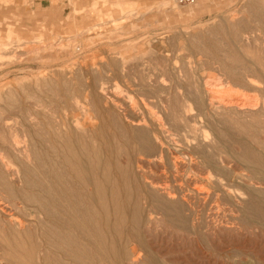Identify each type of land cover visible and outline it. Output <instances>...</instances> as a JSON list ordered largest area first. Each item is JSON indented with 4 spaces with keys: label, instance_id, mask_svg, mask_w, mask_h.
<instances>
[{
    "label": "rangeland",
    "instance_id": "374dc122",
    "mask_svg": "<svg viewBox=\"0 0 264 264\" xmlns=\"http://www.w3.org/2000/svg\"><path fill=\"white\" fill-rule=\"evenodd\" d=\"M260 61L264 0H196L189 5L175 0H0V136L6 134L9 140L16 134L12 148L0 145V264H26L24 246H34L33 264H72L58 249L67 243L55 237L52 227L39 223L36 203L24 199L20 190L24 177L36 178L52 168L39 160L42 134L89 137L99 127L100 118L84 106L89 97L103 98L104 117L118 123L126 136L141 129L160 138L159 149L136 155L132 148L129 156L137 162L133 173L145 219L142 241L159 264H263L264 232L246 213V193L263 196L264 182L239 159L243 145L258 153L264 165L263 85L248 82L253 74L263 78ZM68 97L70 109L52 117L51 110ZM232 101L235 105L227 104ZM124 157L118 156L117 164ZM163 204L176 205L188 229L197 222L203 230L198 239L178 222L175 227L166 224ZM124 246L127 257L121 264H148L144 246L132 239ZM92 260L105 264L94 256Z\"/></svg>",
    "mask_w": 264,
    "mask_h": 264
},
{
    "label": "bare ground",
    "instance_id": "6f19581e",
    "mask_svg": "<svg viewBox=\"0 0 264 264\" xmlns=\"http://www.w3.org/2000/svg\"><path fill=\"white\" fill-rule=\"evenodd\" d=\"M260 67L261 75L263 78H257L255 74L252 75L249 83L255 86L262 87L259 90L264 95V62H257ZM83 72V71H82ZM154 72V71H153ZM256 79V80H255ZM87 80V78H86ZM90 80V79H89ZM152 86V85H151ZM158 86V85H157ZM161 86V85H159ZM163 86V85H162ZM249 86V85H248ZM251 86V85H250ZM249 86V87H250ZM107 87V86H106ZM154 86H152L153 88ZM253 86H251L252 88ZM156 88V87H155ZM159 88V87H158ZM157 88V89H158ZM211 87H209L210 89ZM86 89V88H85ZM151 89V88H150ZM213 89V88H212ZM254 89V88H253ZM261 89V88H260ZM162 91V90H161ZM258 91V90H257ZM210 92V91H209ZM257 94V93H256ZM259 95V94H258ZM65 98V97H63ZM102 98V97H101ZM100 97H89V101H85V105L91 112L100 118V125L89 136L74 135V133L54 134L47 132L42 134V140H37V147L39 150V160L47 161V164L52 168L48 173H42L34 177H24L25 182L21 187L20 193L24 199L31 198L37 205L39 213V223L46 224L53 228L58 240L60 237L67 243L64 247H58L59 251L68 257L66 260L72 261V264H95L92 260L94 256L97 262L105 264H121L126 257V247L124 242L132 239L135 243L142 247L141 229L144 224L142 212L138 206L137 197L139 191L136 188L135 172L137 171L136 161L129 158L133 155L132 148H135L136 155H145L157 149V137L155 134H150L145 131L134 129L132 134L126 136L124 129L119 127L116 123L111 124L108 118L104 117V112L101 106ZM113 98V97H111ZM118 98V97H117ZM136 98V97H135ZM153 98V97H151ZM159 99V97H157ZM163 98V97H162ZM66 99V98H65ZM72 99V98H71ZM76 99V98H75ZM103 99V98H102ZM107 99V98H106ZM115 99V98H114ZM117 100V99H116ZM109 101V100H108ZM115 101V100H114ZM161 101V100H160ZM74 102V101H73ZM72 102V103H73ZM78 102V100H77ZM105 102V101H104ZM116 102V101H115ZM120 102V101H119ZM162 102V101H161ZM160 102V103H161ZM164 102V100H163ZM162 102V103H163ZM225 102V101H224ZM222 102V103H224ZM245 102V101H244ZM263 102V101H262ZM79 103V102H78ZM109 103V102H108ZM123 103V102H122ZM169 103V101H168ZM174 103V102H173ZM176 103V102H175ZM237 103V102H236ZM77 103L74 102V105ZM166 104V103H164ZM226 104V102H225ZM228 105H235L234 102H227ZM242 104V103H241ZM245 104V103H244ZM58 105V104H57ZM177 105V104H176ZM227 105V106H228ZM60 106V105H59ZM72 104L70 98L63 102L60 107L51 110L52 117H57L58 114L66 111ZM83 106V105H81ZM79 108H85V107ZM169 106V105H168ZM171 106V105H170ZM223 106V104H222ZM225 106V107H227ZM237 106V105H236ZM239 106V105H238ZM263 106V105H262ZM125 107V106H124ZM132 107V106H131ZM167 107V106H166ZM173 107V106H172ZM180 107V106H178ZM224 107V108H225ZM243 107V106H241ZM255 107V106H254ZM78 108V109H79ZM129 108V107H128ZM169 108V107H168ZM167 108V110H168ZM177 108V107H176ZM235 108V107H234ZM264 108V107H263ZM49 109V108H47ZM70 109V108H69ZM76 109V107H75ZM113 109V108H112ZM118 109V108H117ZM121 109V108H120ZM127 109V108H126ZM124 109V110H126ZM181 109V108H180ZM28 110V109H27ZM44 110V109H43ZM46 110V109H45ZM123 110V109H122ZM143 110V109H142ZM179 110V109H177ZM78 111V110H77ZM82 110L79 112L81 113ZM108 111V110H107ZM133 111V109H132ZM169 111V110H168ZM171 111V110H170ZM174 111V109H173ZM181 111H183L181 109ZM48 112V111H47ZM72 112V111H71ZM85 112V110H84ZM134 112V111H133ZM164 112V111H163ZM180 112V111H179ZM43 113V112H42ZM74 113V112H73ZM79 113V114H80ZM131 113V112H130ZM168 113V112H167ZM173 113V112H172ZM182 113V112H180ZM185 113V112H184ZM46 114V113H45ZM72 114V113H71ZM83 114V113H82ZM87 114V113H86ZM93 114V116H94ZM111 114V113H110ZM109 112L107 116L110 117ZM129 114V112H128ZM132 114V113H131ZM129 114V115H131ZM136 114V113H135ZM145 114V113H144ZM143 114V115H144ZM162 114V113H161ZM165 114V113H164ZM171 114V112H170ZM176 114V113H175ZM38 115V114H37ZM63 115V114H62ZM70 115V114H69ZM76 115V114H75ZM114 115V114H113ZM174 115V114H173ZM179 115V113H178ZM176 115V116H178ZM25 116V115H24ZM82 116V115H81ZM80 116V117H81ZM87 115H85L86 117ZM96 116V117H97ZM112 116V115H111ZM115 116V115H114ZM137 116V115H136ZM147 116V115H146ZM164 116V115H162ZM171 116V115H170ZM33 117V116H32ZM40 117V116H39ZM43 117V116H42ZM46 117V116H45ZM76 117V116H75ZM79 117V116H77ZM113 117V116H112ZM116 117V116H115ZM145 117V115H144ZM36 118V117H35ZM50 118V116L48 117ZM82 118V117H81ZM114 118V117H113ZM132 118V117H131ZM170 118V117H169ZM175 118V116L173 117ZM172 118V119H173ZM6 119V117H5ZM27 119V118H26ZM40 119H42L40 117ZM45 119V118H44ZM54 119V118H52ZM79 119V118H78ZM94 119V118H93ZM97 119V118H96ZM108 119V120H107ZM115 119V118H114ZM137 119V118H136ZM140 119V118H138ZM145 119H147L145 117ZM172 119H170L172 121ZM177 119V118H176ZM179 119V118H178ZM10 120V119H8ZM5 120V121H8ZM12 120V119H11ZM119 120V119H118ZM150 120V119H147ZM4 121V120H3ZM39 121V120H38ZM57 121V120H56ZM67 121V119H66ZM78 121V120H77ZM91 121V120H90ZM98 121V120H97ZM115 121V120H114ZM137 121V120H136ZM144 121V120H143ZM177 121V120H175ZM180 121V120H179ZM19 122V121H18ZM96 122V121H95ZM120 122V121H119ZM146 122V121H145ZM149 122V121H148ZM181 122V121H180ZM20 123V122H19ZM23 123V122H22ZM65 123V122H64ZM85 123V122H84ZM89 123V122H87ZM137 123V122H136ZM147 123V122H146ZM145 123V124H146ZM15 124V122H14ZM61 124V123H60ZM63 124V123H62ZM79 124V123H78ZM82 124V123H81ZM139 124V123H138ZM151 124V123H150ZM6 125V124H5ZM23 125V124H21ZM41 125V124H40ZM95 125V124H94ZM147 125V124H146ZM233 125V124H232ZM25 126V125H23ZM22 126V127H23ZM30 126V124H29ZM92 126V125H91ZM127 126V125H126ZM126 126L124 128H126ZM130 126V125H129ZM149 126V125H148ZM160 126V125H159ZM187 126V125H186ZM4 127V126H3ZM9 127V126H7ZM34 127V126H33ZM50 127V126H49ZM75 127V126H74ZM133 127V125H132ZM140 127V126H138ZM144 127V126H143ZM25 128V127H24ZM27 128V127H26ZM39 128V125H38ZM54 128H56L54 126ZM80 128V127H78ZM146 128V127H145ZM159 128V127H158ZM169 128V127H168ZM48 129V128H47ZM131 129V128H130ZM139 129V128H138ZM152 129V128H151ZM150 129V130H151ZM155 129V127H154ZM157 129V128H156ZM160 129V128H159ZM2 130V129H1ZM11 130V129H10ZM17 130V129H16ZM24 130V129H23ZM38 130V129H37ZM42 130V129H41ZM59 130H61L59 128ZM68 130V129H67ZM82 130V129H81ZM128 130V127L126 131ZM145 130V129H144ZM162 130V129H161ZM5 131V130H4ZM27 131V130H26ZM47 131V130H46ZM55 131V130H54ZM58 131V130H57ZM56 131V132H57ZM64 131V130H63ZM80 131V130H79ZM159 131V130H158ZM11 132V131H10ZM38 132V131H36ZM40 132V129H39ZM38 132V133H39ZM81 132V131H80ZM163 132V131H162ZM3 133V132H1ZM7 133V132H6ZM18 133V132H17ZM30 134V132H28ZM44 133V131H43ZM125 133V134H124ZM150 135H148V134ZM9 134V133H8ZM7 134V135H8ZM24 134V133H23ZM26 134V133H25ZM159 134V133H158ZM161 134V132H160ZM16 134H10L9 140L6 139V134H1V146L7 145V148H12L16 144ZM32 137L34 136L31 134ZM23 137V136H22ZM29 138V137H28ZM113 138V139H112ZM31 139V138H30ZM33 139V138H32ZM7 140V141H6ZM21 140V139H20ZM9 141V143H8ZM18 141V140H17ZM21 142V141H20ZM161 142V141H160ZM30 143V142H29ZM28 143V144H29ZM29 146V145H28ZM36 146V145H35ZM15 147V146H14ZM165 147V146H164ZM163 147V148H164ZM240 158L242 161L247 162V167L250 169L251 174L255 173L261 176L264 182V165L262 158L251 151L247 146L239 145ZM4 148V147H3ZM16 148V147H15ZM14 148V149H15ZM31 148V147H30ZM2 149V148H1ZM159 149V146H158ZM169 149V148H168ZM171 149V148H170ZM169 149V150H170ZM5 150V149H4ZM220 150V149H219ZM255 150V149H254ZM17 154L19 150H16ZM22 151V150H21ZM20 151V152H21ZM158 151V150H157ZM257 151V150H256ZM6 154V151H3ZM14 152V151H13ZM160 152V150L158 151ZM172 152V151H170ZM192 152V151H191ZM194 152V151H193ZM22 153V152H21ZM19 153V154H21ZM157 153V152H156ZM175 153V152H174ZM173 153V155H174ZM197 153V152H196ZM159 154V153H158ZM179 154V153H176ZM182 154V153H181ZM202 154V153H200ZM125 156V162L120 165L117 164V157ZM172 155V156H173ZM6 156V155H5ZM1 156L2 159H6ZM8 156V155H7ZM15 156V155H14ZM158 156V155H157ZM181 156V155H180ZM189 156V155H188ZM187 156V157H188ZM9 157V156H8ZM17 157V155H16ZM22 157V155H21ZM25 157V156H24ZM146 157V156H145ZM154 157V156H153ZM151 156V158H153ZM11 158V156L9 157ZM18 158V157H17ZM23 158V157H22ZM122 158V157H121ZM144 158V157H143ZM35 159V158H34ZM163 159V158H162ZM167 159V158H166ZM183 159V158H181ZM7 160V159H6ZM23 160V159H22ZM164 160V159H163ZM174 160V159H173ZM207 160V159H206ZM9 161V160H8ZM25 161V160H24ZM23 161V162H24ZM145 161V160H144ZM149 161V159H148ZM2 162V160H1ZM11 162V161H10ZM156 162V161H155ZM165 162V161H164ZM169 162V161H168ZM221 162V161H220ZM158 163V162H157ZM170 163V162H169ZM168 163V164H169ZM181 163V162H180ZM210 163V162H209ZM35 164V163H34ZM45 163V165H47ZM152 164V163H151ZM166 165V162L164 163ZM183 164V163H182ZM189 164V163H187ZM201 164V163H200ZM206 164V163H205ZM12 165V163H11ZM19 165V164H18ZM17 165V166H18ZM139 165V164H138ZM153 165V164H152ZM160 165V164H159ZM14 166V165H13ZM16 166V167H17ZM37 166V165H36ZM133 166V167H132ZM150 166V165H149ZM154 166V165H153ZM151 166V167H153ZM173 166V165H172ZM179 166V165H178ZM189 166V165H188ZM23 167V166H22ZM155 167V166H154ZM160 167V166H159ZM165 167V166H164ZM15 168V167H14ZM20 168V166H19ZM35 168V167H34ZM163 168V166L161 167ZM176 168V167H175ZM28 169V168H27ZM38 169V168H37ZM133 169L135 172L133 173ZM151 169V168H150ZM154 169V168H153ZM158 169V168H157ZM174 169V168H173ZM172 169V170H173ZM2 170V169H1ZM18 170V169H17ZM23 170V168H22ZM32 170V168H31ZM39 171V170H38ZM141 171V170H140ZM146 171V170H145ZM167 171V170H166ZM4 172V171H3ZM29 172V171H28ZM142 172V171H141ZM149 172V170H148ZM157 172V171H156ZM170 172V171H169ZM174 172V171H173ZM179 172V171H178ZM5 173V172H4ZM14 173V172H13ZM23 173V172H22ZM27 173V170H26ZM25 173V174H26ZM32 173V172H31ZM144 173V172H143ZM146 173V172H145ZM160 173V172H159ZM158 173V174H159ZM165 173V172H164ZM175 173V172H174ZM15 174V173H14ZM18 174V173H17ZM151 174V173H150ZM149 174V175H150ZM166 174V173H165ZM173 174V173H172ZM6 175V174H5ZM8 175V174H7ZM12 175V174H11ZM19 175V174H18ZM22 175V174H21ZM142 175V174H141ZM156 175V174H155ZM161 175V174H159ZM171 175V174H170ZM174 175V174H173ZM154 176V174H153ZM157 176V175H156ZM166 176V175H165ZM15 177V176H14ZM17 177V176H16ZM15 177V178H16ZM23 177V176H22ZM139 177V176H138ZM143 177V176H142ZM146 177V176H145ZM171 177V176H170ZM179 177V176H178ZM6 178V177H5ZM4 178V179H5ZM19 178V177H18ZM159 178V177H158ZM166 178V177H165ZM177 178V177H176ZM170 179V178H169ZM168 179V180H169ZM172 179V178H171ZM138 180V178H137ZM145 180V179H144ZM3 181V180H2ZM18 181H20L18 179ZM23 181V180H22ZM162 181V180H161ZM165 181V180H163ZM158 182V181H157ZM160 182V181H159ZM167 182V181H166ZM252 182V181H251ZM142 183V182H141ZM163 184L165 182H162ZM161 183V185H163ZM168 183V182H167ZM1 184V183H0ZM13 184V183H12ZM158 185V183H156ZM160 184V183H159ZM181 184V181H180ZM188 184V183H187ZM186 184V185H187ZM5 185V184H4ZM7 185V184H6ZM16 185V184H15ZM21 185V183H20ZM155 185V184H154ZM152 185V187H154ZM178 185V184H177ZM8 186V185H7ZM14 186V184L12 185ZM11 186V187H12ZM18 186V185H17ZM159 186V185H158ZM138 187V186H137ZM140 187V186H139ZM138 187V188H139ZM163 187V186H162ZM187 187V186H186ZM141 188V187H140ZM170 188V187H169ZM179 188V186H178ZM2 189V188H0ZM150 189V188H149ZM166 189V188H165ZM183 189V188H181ZM17 190V189H16ZM18 190V191H19ZM144 190V189H143ZM142 190V191H143ZM153 190V189H152ZM156 190V189H155ZM159 190V189H158ZM161 190V189H160ZM168 190V189H167ZM166 190V191H167ZM173 190V189H172ZM16 191V192H18ZM141 191V192H142ZM157 191V190H156ZM162 191V190H161ZM171 190H168L170 192ZM176 191V189H175ZM178 191V190H177ZM4 192V191H3ZM15 192V193H16ZM144 192V191H143ZM154 192V191H153ZM160 192V191H159ZM174 192V190H173ZM195 192V191H194ZM14 193V192H13ZM152 193V192H151ZM172 193V192H171ZM181 193V192H180ZM17 194V193H16ZM141 194V193H140ZM144 194V193H143ZM141 194V195H143ZM159 195V193H157ZM165 194V193H163ZM177 194V193H176ZM9 195V194H8ZM146 195V194H145ZM149 195V194H147ZM249 197L246 213L252 217L255 227H259L264 232V195L246 193ZM151 195L150 197L152 198ZM167 196V195H166ZM144 197V196H143ZM161 197V196H160ZM163 197V195H162ZM17 198V197H16ZM20 198V197H19ZM156 196L153 198L155 200ZM164 198V197H163ZM8 199V198H7ZM21 199V198H20ZM143 199V198H142ZM176 199V198H175ZM178 199V198H177ZM15 200V199H14ZM149 200V199H148ZM151 200V199H150ZM160 200V199H159ZM164 200V199H163ZM167 200V198H166ZM142 201V200H141ZM172 201V200H171ZM22 202V201H21ZM29 202V201H28ZM148 202V201H146ZM175 202V201H174ZM177 202V201H176ZM175 202V203H176ZM19 203V202H18ZM25 203V202H23ZM144 203V201H143ZM157 203V202H155ZM167 203V201H166ZM179 204V203H178ZM22 205V204H21ZM24 205V204H23ZM153 205V204H152ZM151 206V205H149ZM29 207V206H28ZM36 207V206H35ZM144 207V206H143ZM12 208V205H11ZM17 208V207H16ZM33 208V207H32ZM14 210V209H13ZM7 212V211H6ZM29 213V211H27ZM146 212V211H145ZM161 215L164 216L166 224L173 225L174 222L180 223L183 230L193 235L194 239H198V235L203 232L199 229V224L188 229L185 227L186 220L178 211L176 205L163 204L160 208ZM3 213V212H2ZM27 213V214H28ZM36 213V214H38ZM151 213V212H148ZM9 214V213H7ZM6 214V216H7ZM33 214V213H31ZM29 214V215H31ZM187 214V213H186ZM189 214V213H188ZM12 215V214H10ZM35 215V214H33ZM153 215V214H151ZM13 216V215H12ZM146 216V215H145ZM159 216V215H158ZM157 216V217H158ZM185 216V215H184ZM218 216V215H217ZM194 217V216H193ZM3 218V217H2ZM31 218V217H30ZM35 218V217H34ZM192 218V217H191ZM196 218V217H195ZM9 219V218H8ZM36 219V218H35ZM155 219V218H154ZM194 219V218H193ZM156 220V219H155ZM245 220L247 221L246 217ZM24 221V220H23ZM232 221V220H231ZM10 222V221H9ZM30 222V221H29ZM155 222V221H154ZM159 222V220L157 221ZM189 222V221H188ZM192 222V219H191ZM35 223V222H34ZM161 223V222H160ZM183 226H182V224ZM10 224V223H9ZM150 224V223H149ZM234 224V222H233ZM12 225V224H11ZM157 225V224H156ZM163 225V224H162ZM193 225V224H192ZM235 225V224H234ZM8 226V225H7ZM208 226V225H207ZM237 226V225H236ZM38 227V226H37ZM41 227V226H40ZM156 227V226H155ZM179 227V228H181ZM209 227V226H208ZM207 227V228H208ZM6 228V227H5ZM44 228V227H43ZM46 228V227H45ZM44 228V230H46ZM216 228V227H215ZM238 228V227H237ZM40 229V228H39ZM48 229V228H47ZM210 229V228H209ZM24 230V229H23ZM22 230V231H23ZM49 230V229H48ZM172 230V229H171ZM175 230V229H174ZM177 230V229H176ZM179 230V229H178ZM181 230V229H180ZM202 230V231H201ZM228 231V230H227ZM16 232V231H15ZM20 232V231H19ZM17 232V233H19ZM45 232V231H44ZM180 233V232H179ZM25 234V232H24ZM54 234V233H53ZM59 234V235H58ZM181 234V233H180ZM205 234V233H204ZM213 234V233H212ZM247 234V233H245ZM18 235V234H17ZM23 235V233H22ZM62 235V236H61ZM211 235V234H210ZM14 236V235H11ZM16 236V235H15ZM27 236V234H26ZM54 236V235H52ZM60 236V237H58ZM178 236V233H177ZM185 236V235H184ZM21 237V236H20ZM187 237V236H186ZM6 238V237H5ZM11 238V237H10ZM13 238V237H12ZM16 238V237H15ZM27 238V237H26ZM31 238V237H30ZM48 238V237H47ZM49 238H51L49 236ZM231 238V237H230ZM8 239V238H7ZM24 239V237H23ZM22 239V241H23ZM46 239V238H45ZM56 239V240H57ZM1 240V239H0ZM10 240V239H9ZM8 240V242H10ZM32 240V239H31ZM43 240V239H42ZM2 241V240H1ZM26 241V240H25ZM33 241V240H32ZM43 242V241H42ZM52 242V241H51ZM55 242V241H54ZM30 243V242H29ZM44 243V242H43ZM42 243V244H43ZM47 243V242H45ZM57 243V242H56ZM60 243V242H59ZM131 243V242H130ZM126 244V243H125ZM255 244V243H254ZM1 245V244H0ZM14 245V244H13ZM34 245V241L33 244ZM127 245V244H126ZM132 245V243H131ZM134 245V244H133ZM6 246V244H5ZM12 246V243H11ZM21 246V245H19ZM24 246V245H22ZM58 246V244H57ZM60 246V245H59ZM147 246V245H146ZM193 246V245H192ZM3 247V246H2ZM15 247V246H14ZM34 248V246H32ZM42 247V246H41ZM4 248V247H3ZM13 248V246L11 247ZM33 248L24 246L22 252L25 256L26 264H33L31 261V254ZM128 248V247H127ZM148 248V247H147ZM254 248V247H253ZM5 249V248H4ZM3 249V250H4ZM55 249V248H54ZM41 250V249H40ZM49 250V249H48ZM128 250V249H127ZM142 250V249H141ZM145 250V261L148 264H159L150 251ZM151 250V249H150ZM6 251V249L4 250ZM55 251V250H54ZM58 251V252H59ZM257 251V250H256ZM15 252V251H14ZM17 252V251H16ZM15 252V253H16ZM19 252V251H18ZM42 252V251H41ZM45 252V250H44ZM48 252V251H47ZM51 252V251H50ZM6 253V252H5ZM9 254V252H7ZM129 253V251H128ZM7 254V255H8ZM22 254V253H21ZM46 254V253H45ZM136 254V253H134ZM156 254V253H155ZM10 255V254H9ZM13 255V254H12ZM17 255V254H16ZM55 255V254H54ZM61 255V254H60ZM22 256V255H21ZM50 259H51V255ZM47 256V257H49ZM56 256V255H55ZM54 256V257H55ZM40 257V256H39ZM53 257V256H52ZM53 257V258H54ZM62 257V255H61ZM21 258V257H19ZM23 258V257H22ZM35 258V256H34ZM46 258V257H45ZM45 258L42 259L45 261ZM57 258V257H56ZM131 258V257H130ZM162 258V257H161ZM24 259V258H23ZM48 259V258H47ZM46 259V260H47ZM63 259V258H61ZM65 259V258H64ZM17 260V259H16ZM22 260V259H21ZM52 260V259H51ZM57 260V259H56ZM59 260V259H58ZM57 260V261H58ZM65 262H68L66 261ZM142 260V258H141ZM9 261V260H8ZM18 261V260H17ZM34 261V260H33ZM43 261V263H44ZM127 261V260H126ZM21 262V261H20ZM37 262V261H36ZM48 262V261H46ZM45 262V263H46ZM55 262V261H54ZM96 262V263H97ZM129 262V261H128ZM127 262V263H128ZM173 262V261H172ZM15 263V262H14ZM22 263V262H21ZM63 263V262H62ZM134 263V262H133ZM176 263V262H175ZM25 264V263H24ZM48 264V263H47ZM53 264V263H52ZM56 264V262H55ZM69 264V262H68ZM102 264V263H101ZM130 264V263H128ZM132 264V263H131ZM136 264V262H135ZM145 264V263H144ZM264 264V263H263Z\"/></svg>",
    "mask_w": 264,
    "mask_h": 264
},
{
    "label": "built area",
    "instance_id": "2783aa9c",
    "mask_svg": "<svg viewBox=\"0 0 264 264\" xmlns=\"http://www.w3.org/2000/svg\"><path fill=\"white\" fill-rule=\"evenodd\" d=\"M196 0H175L178 5H189L194 3Z\"/></svg>",
    "mask_w": 264,
    "mask_h": 264
}]
</instances>
